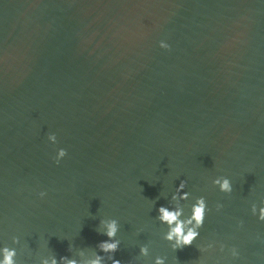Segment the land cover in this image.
<instances>
[{"label": "water", "instance_id": "obj_1", "mask_svg": "<svg viewBox=\"0 0 264 264\" xmlns=\"http://www.w3.org/2000/svg\"><path fill=\"white\" fill-rule=\"evenodd\" d=\"M201 196L174 251L158 208ZM261 208L264 0H0V260L264 264Z\"/></svg>", "mask_w": 264, "mask_h": 264}, {"label": "clouds", "instance_id": "obj_2", "mask_svg": "<svg viewBox=\"0 0 264 264\" xmlns=\"http://www.w3.org/2000/svg\"><path fill=\"white\" fill-rule=\"evenodd\" d=\"M160 47L163 49H169L170 45L164 41L160 42ZM48 140L53 144L57 142V137L54 133L48 135ZM67 155L65 149L61 148L57 150V154L54 157L55 162L59 164L60 160ZM213 185L217 186L221 192L231 193L232 192V184L230 180L226 177H217L212 181ZM186 186V181H181L177 192H182V190ZM41 197L45 195V193H40ZM189 194L184 192L182 195L177 197V195H173L172 199L177 200H187ZM222 205H217V209L221 208ZM207 204L206 200L203 196L198 197L191 205L190 215L185 219L184 218V210L180 207H176L170 209L165 206H160L158 208V216L157 219L167 226V232L164 234V239L167 240L174 251L177 249H183L185 246H190L199 236V229L203 226L205 221V216L207 212ZM255 207H253V213L255 214ZM260 221H264V208L260 209V214L258 216ZM101 224L106 228L105 235L109 238L106 241H103L99 246L104 252H112L115 253L119 248V241L115 240V236L119 230V225L116 219L102 220ZM111 241V242H109ZM211 247V245L209 246ZM206 249H201V251H205ZM147 247L141 246L140 253L141 255H147ZM221 251H223V245L221 246ZM231 254L233 257L238 256V252L235 248H232ZM15 250H9L7 248L4 249V259L0 260V264H15L14 261ZM66 261V264H77L75 260H67L66 258H61ZM43 264H48V261H43ZM51 264H57L55 258L52 259ZM89 264H100V257L97 256L96 259L89 262ZM112 264H121V261L113 259ZM155 264H165V258L157 256L155 258Z\"/></svg>", "mask_w": 264, "mask_h": 264}]
</instances>
